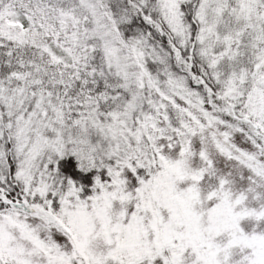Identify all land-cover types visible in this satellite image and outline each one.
Returning a JSON list of instances; mask_svg holds the SVG:
<instances>
[{
  "label": "rangeland",
  "instance_id": "obj_1",
  "mask_svg": "<svg viewBox=\"0 0 264 264\" xmlns=\"http://www.w3.org/2000/svg\"><path fill=\"white\" fill-rule=\"evenodd\" d=\"M78 1L92 29L80 36L67 23L75 66L94 39L131 100L82 125L93 176L73 175L57 125L43 137L24 125L25 195L0 213V264H264V141L224 120L216 108L230 117L227 102L208 104L204 78L243 104L263 140L264 0H198L194 37L181 12L193 0H155L177 40L164 46L125 39L98 0Z\"/></svg>",
  "mask_w": 264,
  "mask_h": 264
},
{
  "label": "trees",
  "instance_id": "obj_2",
  "mask_svg": "<svg viewBox=\"0 0 264 264\" xmlns=\"http://www.w3.org/2000/svg\"><path fill=\"white\" fill-rule=\"evenodd\" d=\"M98 1L104 10L115 15L110 16L125 39L143 37L152 44L163 46L164 41L170 39L176 44L155 0H148L146 5L141 0ZM198 5V0H193L181 7L183 21L193 37ZM91 21L90 13L78 0H0V153L4 161L0 171V213L10 210L12 202L22 201L25 195L24 184L27 182L22 176L21 161L30 148V144L25 145L22 139L27 123L42 130L39 131L42 137L48 135L49 126L57 125L55 132L62 142L64 156L76 161L77 171L73 169V175L93 176L98 172L85 161L84 149L93 138L83 137L82 125H89L88 120L93 117L105 120L107 115L123 114L132 95L122 76L108 67L103 48L94 39H89L87 52L83 54L84 66L81 69L75 66V56L66 43L67 35L72 32L66 31L67 23L78 27L81 36L90 32ZM171 48L173 59H177L176 48ZM184 74L195 81L194 76ZM204 78L214 92L213 97L205 95L208 104L216 108V103L227 102L231 108L232 114L227 112L230 117L226 116L224 107L216 108L224 120L230 123L233 120L251 131L255 138L259 135L260 139L256 140L262 144L264 139L260 133H255L249 126L254 119L243 104H237V98L230 101L221 97L220 85L219 89L215 88L208 76ZM192 86L202 93L203 85ZM51 103L60 109L58 119L51 113L54 106L48 111ZM34 134L35 130L31 132V138ZM87 134L93 136L90 130ZM60 161L57 159L50 164L51 178L61 165Z\"/></svg>",
  "mask_w": 264,
  "mask_h": 264
}]
</instances>
